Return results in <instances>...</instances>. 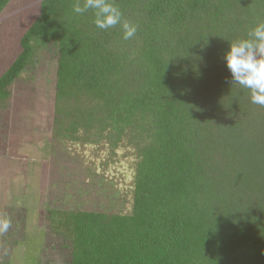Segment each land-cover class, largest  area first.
I'll return each instance as SVG.
<instances>
[{
    "label": "trees",
    "instance_id": "16d2710c",
    "mask_svg": "<svg viewBox=\"0 0 264 264\" xmlns=\"http://www.w3.org/2000/svg\"><path fill=\"white\" fill-rule=\"evenodd\" d=\"M112 2L138 26L134 38L97 28L75 0H39L0 73L1 110L51 49L52 136L134 149L130 212L46 210L45 233L61 248L46 262L264 264V107L232 84L225 59L264 20V0Z\"/></svg>",
    "mask_w": 264,
    "mask_h": 264
},
{
    "label": "rangeland",
    "instance_id": "374dc122",
    "mask_svg": "<svg viewBox=\"0 0 264 264\" xmlns=\"http://www.w3.org/2000/svg\"><path fill=\"white\" fill-rule=\"evenodd\" d=\"M38 1L12 0L0 15V73L17 54L18 37L36 16ZM55 73L52 50L40 49L0 110V214L11 220L0 234V264H37L39 258L48 264L58 258L59 238L45 233L48 209H131L133 147L113 144L110 136L96 142L52 136Z\"/></svg>",
    "mask_w": 264,
    "mask_h": 264
},
{
    "label": "clouds",
    "instance_id": "9594fccd",
    "mask_svg": "<svg viewBox=\"0 0 264 264\" xmlns=\"http://www.w3.org/2000/svg\"><path fill=\"white\" fill-rule=\"evenodd\" d=\"M72 10L76 14L93 13V23L102 30L119 26L122 38L135 37L138 26L124 18L120 8L112 0H75ZM227 67L232 75V84L247 89L253 104L264 107V20H259L246 37L230 41L225 53ZM11 227L6 214H0V234Z\"/></svg>",
    "mask_w": 264,
    "mask_h": 264
}]
</instances>
